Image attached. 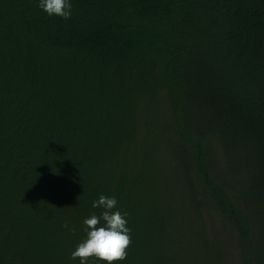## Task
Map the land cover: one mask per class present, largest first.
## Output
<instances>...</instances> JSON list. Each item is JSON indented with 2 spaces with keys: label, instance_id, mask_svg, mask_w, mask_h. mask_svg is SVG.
Here are the masks:
<instances>
[{
  "label": "trees",
  "instance_id": "16d2710c",
  "mask_svg": "<svg viewBox=\"0 0 264 264\" xmlns=\"http://www.w3.org/2000/svg\"><path fill=\"white\" fill-rule=\"evenodd\" d=\"M72 6L0 0V264H78L101 194L114 264H264V0Z\"/></svg>",
  "mask_w": 264,
  "mask_h": 264
},
{
  "label": "clouds",
  "instance_id": "9594fccd",
  "mask_svg": "<svg viewBox=\"0 0 264 264\" xmlns=\"http://www.w3.org/2000/svg\"><path fill=\"white\" fill-rule=\"evenodd\" d=\"M37 7L49 16L69 19L73 6L72 0H37ZM92 208L100 209L99 215L92 213L83 218L85 236L69 253L70 258L78 260V264H90V258L105 264L125 260L131 242L127 211L117 207L115 196L103 194L92 201ZM61 226L69 232L75 230L67 221Z\"/></svg>",
  "mask_w": 264,
  "mask_h": 264
},
{
  "label": "rangeland",
  "instance_id": "374dc122",
  "mask_svg": "<svg viewBox=\"0 0 264 264\" xmlns=\"http://www.w3.org/2000/svg\"><path fill=\"white\" fill-rule=\"evenodd\" d=\"M217 219V218H216ZM218 220V219H217ZM219 221V220H218ZM220 246V245H219ZM219 250H221V246H220V249Z\"/></svg>",
  "mask_w": 264,
  "mask_h": 264
}]
</instances>
